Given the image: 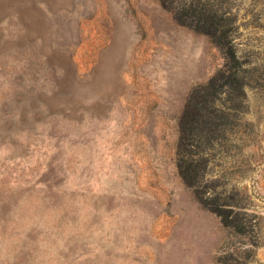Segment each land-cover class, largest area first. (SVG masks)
Segmentation results:
<instances>
[{
	"label": "rangeland",
	"instance_id": "374dc122",
	"mask_svg": "<svg viewBox=\"0 0 264 264\" xmlns=\"http://www.w3.org/2000/svg\"><path fill=\"white\" fill-rule=\"evenodd\" d=\"M196 13L251 73L198 190L178 120L222 54ZM0 264H264V0H0Z\"/></svg>",
	"mask_w": 264,
	"mask_h": 264
},
{
	"label": "trees",
	"instance_id": "16d2710c",
	"mask_svg": "<svg viewBox=\"0 0 264 264\" xmlns=\"http://www.w3.org/2000/svg\"><path fill=\"white\" fill-rule=\"evenodd\" d=\"M194 17L222 54V63L213 75L189 90L178 120L174 151L176 169L182 180L198 190L208 181L205 179L206 154L215 148L217 139L225 130L229 110H236L245 102L251 73L236 44L220 28L215 16L196 13ZM203 200L225 225L239 229L237 217L231 214L232 209L217 207L219 202L215 192Z\"/></svg>",
	"mask_w": 264,
	"mask_h": 264
}]
</instances>
